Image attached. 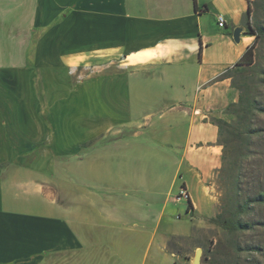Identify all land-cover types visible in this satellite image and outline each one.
<instances>
[{
	"label": "crops",
	"instance_id": "0c3cea01",
	"mask_svg": "<svg viewBox=\"0 0 264 264\" xmlns=\"http://www.w3.org/2000/svg\"><path fill=\"white\" fill-rule=\"evenodd\" d=\"M249 4L0 0V167L12 163L17 152L45 147L53 154L56 133L35 106L39 98L45 103L48 92L58 104L53 94L62 76L69 82L92 80L90 95L104 90L114 112L142 114L88 130L89 142L115 138L97 153L93 145L84 149L82 141L72 144L69 204L58 200L42 211L20 209L5 196L13 184L0 181V264H178L179 259L189 264L176 258L168 243L190 228L176 230L174 212L162 225L166 205L180 199L172 193L174 175L160 193L162 179L142 172L157 164L128 156L132 148L121 128L137 121L134 135H144L139 128L154 126L151 120L158 116L166 128L186 129L182 159L187 176L218 168L222 146L211 120L226 118L225 108L239 98L228 73L254 41L247 34L253 23ZM219 14L226 19L224 27ZM43 67L53 68L45 78L49 88L39 75ZM77 101L72 97V110ZM147 140L143 148L151 153L155 143ZM185 186L179 194L189 195L195 209L191 183ZM160 194L166 196L161 208ZM11 202L21 204L15 198Z\"/></svg>",
	"mask_w": 264,
	"mask_h": 264
},
{
	"label": "rangeland",
	"instance_id": "374dc122",
	"mask_svg": "<svg viewBox=\"0 0 264 264\" xmlns=\"http://www.w3.org/2000/svg\"><path fill=\"white\" fill-rule=\"evenodd\" d=\"M250 1L252 3V22L264 26V0ZM257 54L258 62L264 72V37L258 44ZM52 69L43 67L39 72V75L44 77L43 81L47 88H49V83L45 78L51 75L48 71ZM78 73H86V71ZM33 75L30 74L31 77ZM261 77L264 80V73ZM61 78L62 83L57 87V94H53L54 97L58 96V104L55 105L56 101L53 103L52 94L48 92L44 99L45 103L39 98V105L35 106V109L44 115V120L49 121L48 130L56 133L53 154L45 147L36 148L34 152H17L12 156V163L0 167V181L13 184L5 196L10 204L18 206L20 209H28L33 212L42 211L47 206H53L50 205L51 203L58 204V200L69 204L72 188V144L82 141L84 149L93 145L92 152L97 153V150L100 151L103 146L114 141L115 138L105 139V136H99L96 140L93 139L92 142H89L88 130L100 123H105V121L116 124L124 118L137 120L142 116L141 112L112 111L103 88L102 94L96 89L94 94L90 95L91 90L89 91L88 87L92 80L72 79V82H69L65 76ZM45 84L41 85L43 94H45ZM262 90L264 92V87ZM72 97L78 100L73 110ZM261 120L264 124V115ZM151 121L154 126L139 128L144 132V135H134L138 130L137 121L121 128V130L127 139L126 146L132 148L128 156L136 157L143 163L152 160L154 164H157L151 170L142 169V172H152V176L157 175L162 179L159 185L160 193L166 192L174 175L175 189L172 193L175 197L179 196L180 199L176 203L166 205L164 208L166 214L162 225L165 226L170 222L169 213L174 212L173 225L175 229L180 228L181 231H185L190 228V232L187 230V235L171 236L168 243L169 251L178 259H187L189 264H194V255L198 248L203 250L202 264H264V203L251 202L249 212L240 214L225 196L224 184L219 172L222 161L218 168L206 175L194 174L191 178L187 176L186 163L182 159L186 129L166 128V123L158 116ZM147 139L155 143L151 153L143 148L146 142L144 140ZM121 147L124 148V145L121 144ZM110 150V152L114 151ZM107 152L109 153V150ZM17 160L19 162H16ZM180 160L183 163H180ZM174 172L175 174H173ZM187 181L191 183L195 204L192 218L188 215L187 197L183 196L184 193L182 196L179 194L181 190H184L182 187ZM244 182L242 188H245L246 192L254 194L258 186L257 178L254 176L245 179ZM161 190L163 191L161 192ZM165 197L160 194L159 208L162 207ZM14 198L21 204L26 200L25 205L11 202ZM244 199L245 197L242 195L240 200ZM222 213L225 216L240 217L241 220L250 222L251 227L231 233L210 221V218ZM178 264H180V259Z\"/></svg>",
	"mask_w": 264,
	"mask_h": 264
},
{
	"label": "trees",
	"instance_id": "16d2710c",
	"mask_svg": "<svg viewBox=\"0 0 264 264\" xmlns=\"http://www.w3.org/2000/svg\"><path fill=\"white\" fill-rule=\"evenodd\" d=\"M249 2L250 16L252 3ZM247 34L254 36V41L228 73L232 85L239 92V98L225 108L226 118L212 119V123L218 127L217 142L222 146L219 172L225 196L240 214L249 212L251 202L264 203V124L261 120L264 115V80L261 76L264 72L257 54L258 44L264 37V26L253 22ZM254 176L258 186L252 194L242 187L245 179ZM182 188H186L185 183ZM242 195L245 197L243 201L240 200ZM187 200L188 211L193 210L189 195ZM210 221L231 233L251 227L250 222L223 213L210 218Z\"/></svg>",
	"mask_w": 264,
	"mask_h": 264
},
{
	"label": "water",
	"instance_id": "95a60500",
	"mask_svg": "<svg viewBox=\"0 0 264 264\" xmlns=\"http://www.w3.org/2000/svg\"><path fill=\"white\" fill-rule=\"evenodd\" d=\"M202 255H203V250L201 248H198L194 255L193 263L202 264Z\"/></svg>",
	"mask_w": 264,
	"mask_h": 264
},
{
	"label": "built area",
	"instance_id": "2783aa9c",
	"mask_svg": "<svg viewBox=\"0 0 264 264\" xmlns=\"http://www.w3.org/2000/svg\"><path fill=\"white\" fill-rule=\"evenodd\" d=\"M218 23L220 27H224L226 23V19L222 14L218 15Z\"/></svg>",
	"mask_w": 264,
	"mask_h": 264
}]
</instances>
